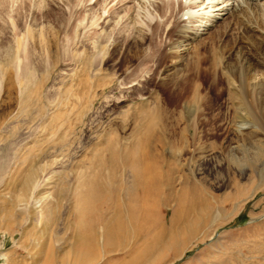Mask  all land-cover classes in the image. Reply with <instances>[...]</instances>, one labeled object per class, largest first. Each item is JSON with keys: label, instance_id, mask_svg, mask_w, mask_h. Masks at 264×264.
Listing matches in <instances>:
<instances>
[{"label": "rangeland", "instance_id": "1", "mask_svg": "<svg viewBox=\"0 0 264 264\" xmlns=\"http://www.w3.org/2000/svg\"><path fill=\"white\" fill-rule=\"evenodd\" d=\"M91 1L0 0V264H264V133L242 142L246 153L235 141L229 152L219 149L255 126L218 95L222 63L244 69L233 54L241 40L264 61V12L228 14L170 49L173 9L162 8L166 20L153 22L146 36L128 27L116 35L105 24L107 10L112 3L110 14L126 10L118 0ZM195 61L198 72L190 70ZM174 73L186 78L173 87ZM189 83L199 87L197 112ZM211 113L217 122L208 121ZM185 125L200 136L215 132L217 147L185 153L182 159H193L173 176L201 182L218 205L174 230L173 206L160 200L178 193L177 180L165 185L167 168L184 160L167 143L156 147L155 136L161 128L178 136ZM139 150L146 175L164 162V185L147 200L149 218L134 177L144 167ZM232 181L240 196L229 202Z\"/></svg>", "mask_w": 264, "mask_h": 264}, {"label": "bare ground", "instance_id": "2", "mask_svg": "<svg viewBox=\"0 0 264 264\" xmlns=\"http://www.w3.org/2000/svg\"><path fill=\"white\" fill-rule=\"evenodd\" d=\"M96 1H97V3H99L98 0H96ZM114 1L115 0H110L107 4L110 5ZM91 2H93V0ZM116 3L120 5L119 8H121V6H122V9L126 10V12L123 13L122 15L119 13L114 14V12H112L113 14L112 13L110 14L111 10L109 11V9L112 8L114 5L112 3L111 7L109 6V9L107 10V14L105 16L106 17L105 18V24L111 25L112 26L111 30L114 31L116 33V35H120L122 33V27H125V28L128 27L129 28L128 30L132 31V33H134L136 35H141L144 33L146 36L145 32H146V30H148L150 28V26H151V24H153V22H156L154 25H156L158 23V26L161 25V22L164 23L163 19H165V18H162V16L160 15L161 13L159 14L158 12L161 10L164 12V10L162 8H165L166 9L165 11H167V12H169L170 9H173V11L175 13V17H176V22L178 23V28L175 31L176 33H174L175 39L173 41L171 40L172 42L168 44L170 49H175V48H178L180 46H184L190 41L192 42V40L197 38V36H199V34H201V32L206 31L207 29H209V27L213 26L214 23L219 22L220 20L223 19L224 16H226L228 14L236 19V16L238 18L240 15H242L241 12L244 8H246V9L250 8V9H255V11L259 10V11L264 12V0H118V2H116ZM170 7H172V8H170ZM122 9H120V10H122ZM120 13H121V11H120ZM165 15H166V13L165 14L163 13V17H166ZM240 17H239V19H240ZM146 28H148V29H146ZM148 35H149V31H148ZM237 42H238V40H237ZM262 42L260 40L261 44H262ZM247 43H248V41L243 42L241 40L238 47H236L235 52H233V54L238 55L240 57V61L242 62L244 69L242 68V70H238V71L237 70H230L228 67V65L230 63H228L227 60L224 59L225 62L222 63V64H224L222 67L223 68L222 69L223 70V74H222L223 78L222 79L225 82V88L223 90L221 89L219 91L218 95L219 96L225 95L227 102H229L227 104H230L231 106H233L234 111H236V110H238L239 112L241 110L244 111V113L241 114L243 119L245 118L246 120H249L250 123L253 122L255 129L253 127L247 129L246 131L242 132L240 134V136H238L235 140H233V138H231V139L226 140L225 142L222 141L223 143L220 144L219 149H221L222 151H225V152H229L232 141H235L236 143L239 144L238 145L239 149L242 148V151L244 153H246V149L244 148V144L242 142H244L246 140H251V139L261 135L260 133H264V83H263V79H261L262 74L258 73V71L256 69L257 64L260 63V61L258 62L259 56L256 58L255 54H253V52H251V49L249 48ZM233 51H234V49H233ZM230 54H232V53H230ZM229 55H228V57H229ZM197 62L195 61L192 63L193 65H191V68H190V70H192V72L198 70V68H199L198 63L199 62L198 63ZM260 64L264 65V61L261 62ZM260 64H259V66H260ZM179 66L180 65L176 62V64H173L166 69H167V71H169L170 69H175ZM181 77L183 79L186 78V76L183 75L182 73L180 75H179V73H174V76L172 77L170 84H172L173 87L176 86ZM220 80H221V78H220ZM215 81H216V79H215ZM179 82H181V81H179ZM189 85H190L188 87L189 88V90H188L189 97L191 96V98L193 99L192 100L193 101L192 108H193V110H195L197 112V106L194 102L196 100L200 99L199 94H198V88L199 87H198V85H195L194 83H189ZM189 97H186V98H189ZM203 101H204V99H203ZM204 103H206V102L204 101ZM253 104L256 105V108H254L252 106ZM210 107H211V105H210ZM213 110H210V111H213ZM256 110H257V112H256ZM217 117H219V115ZM208 121L210 123H213L215 121L217 122L216 114L212 115V113H211V117H209ZM188 128H190L189 125L188 126L185 125L183 127V130H185V132L179 134L178 136L174 132L175 129H172L169 132L165 133V131L162 130V128H161V130L158 131L156 136H155L156 137V139H155L156 140V143H155L156 147L162 149L167 143V145H168V147H170L172 153L176 154V155H174L175 158H178L179 161L184 160V163L180 164V163H178L177 160L174 159V160H172V162L169 163V166L167 168L168 174L170 175V179L165 185H167L168 187L172 186V183L174 184V182L177 180L178 185H179V187L177 188L178 193L175 192L174 194L168 195V197L161 198V200H160V202H163L164 207L168 206L169 204H172V206H173V210H172L173 211V213H172L173 218L171 219V221L169 220V224H170L169 226H170V229H171V227H173L174 230H175V227H177V225L179 223H181V224L188 223L191 216H193V215L197 216L199 214L202 217L206 216L211 212L210 208L212 206L218 205L217 200L215 203L212 202V199L214 197L210 196L206 192L205 188L202 186L201 182L199 183L196 180H194L192 175H191L192 179L187 178L189 176L185 177L184 174H179L180 176L178 175V177H176V178L173 176V173L176 171V169L178 170V167H181L184 164L187 165L188 162L193 159V157H190L189 160H187L185 158L182 159L184 157L185 153H189L191 151L201 152V151L205 150L206 148L214 149L217 147V145L215 146V144L217 142L215 132H212L211 130H209V132H207V130H206L204 136H202V135L200 136L199 130L197 133V132L193 131L192 129L188 130ZM191 128H194V127H191ZM205 136L208 137L207 140L215 138V142L207 143V141H206V143H204L203 137H205ZM255 141H257V140L255 139ZM243 149H245V150H243ZM139 151H140L138 154L139 156L137 155V157L139 159H140V156H142V158H145L144 153L141 150H139ZM139 159H138V162L141 160V159L140 160ZM185 160H186V163H185ZM142 161H143L144 167L142 165V170H140L139 172H136L135 174H137V175L134 177H136V180L140 184V186L138 185L139 186L138 191L143 196L141 198V199H143V201L141 202L140 210L143 213L145 218H149L151 211L149 210L147 200H148V198L153 197V195L157 191H159V188H161V185L162 186L164 185L163 184L164 179H162V177H161L163 173L159 169V166L161 165V163L164 164V162H163V160H159L157 162V165L154 166V170L151 171V174L146 175L145 173H146L147 166L145 165V161L143 159H142ZM139 164H141V163H139ZM135 171H138V170H136V168H135ZM263 172H264V170H263ZM263 172H262L261 176L264 178ZM175 176H177V175H175ZM232 183H233L232 189L234 191H233V193H231L232 195L231 194L228 195L227 199H226L229 202H233L235 200V198L240 196V193H239L240 188L238 187V184L236 182L234 183L233 181H232ZM157 194H159V193H157ZM127 201H129L128 198H127ZM218 207H221L220 204ZM123 208L126 209V206ZM120 212L121 211L119 210V213ZM140 214L141 213H139V215ZM116 215H113V216H116ZM139 220H140V218H139ZM145 221L147 223L148 220L145 219ZM136 223L137 222H135V224ZM126 224H128V223H126ZM132 224L134 225L133 222H132ZM181 224H179V225H181ZM124 225H125V222H124ZM115 226H113V227H115ZM127 227H128V225H127ZM127 227H126V229H127ZM166 227H165V229H166ZM137 228H139V227L137 226ZM153 228H155V227H153ZM180 228H181V226H180ZM126 229L124 227V230H125L124 233L127 232ZM161 230H164V228L162 227ZM167 230L168 229H166V231ZM188 230H190V229H188ZM140 231L142 232L143 230H140ZM145 231L146 230L144 229V232ZM108 232H110V231H108ZM121 233H123V232H121ZM170 233L171 232H169V235H170ZM176 233H175V235L173 233L172 234L174 236H176ZM164 235L167 236L166 233H164ZM181 236H183V235H181ZM91 237H92V234H91ZM171 237L173 238V236H171ZM105 238L108 239L110 237L107 234L105 236ZM93 239H91V240H93ZM168 241H169V239H168ZM152 242H155V241H152ZM178 242L179 241H177V243ZM173 244H175V242H173ZM152 246L153 245H151L150 247H152ZM169 247H170V243H169ZM76 255H77V253H76ZM75 259L79 260V258H77L76 256H75Z\"/></svg>", "mask_w": 264, "mask_h": 264}]
</instances>
